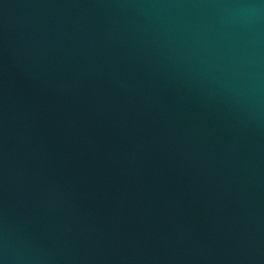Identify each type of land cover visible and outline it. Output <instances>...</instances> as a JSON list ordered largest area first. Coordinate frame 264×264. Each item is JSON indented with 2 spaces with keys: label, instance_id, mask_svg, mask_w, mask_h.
<instances>
[{
  "label": "water",
  "instance_id": "95a60500",
  "mask_svg": "<svg viewBox=\"0 0 264 264\" xmlns=\"http://www.w3.org/2000/svg\"><path fill=\"white\" fill-rule=\"evenodd\" d=\"M0 264H156L0 172Z\"/></svg>",
  "mask_w": 264,
  "mask_h": 264
}]
</instances>
